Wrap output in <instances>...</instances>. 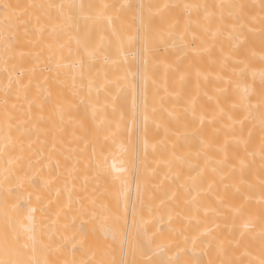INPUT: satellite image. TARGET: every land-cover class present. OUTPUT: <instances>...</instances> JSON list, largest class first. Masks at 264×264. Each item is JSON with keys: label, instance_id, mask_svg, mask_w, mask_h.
Wrapping results in <instances>:
<instances>
[{"label": "snow or ice", "instance_id": "obj_1", "mask_svg": "<svg viewBox=\"0 0 264 264\" xmlns=\"http://www.w3.org/2000/svg\"><path fill=\"white\" fill-rule=\"evenodd\" d=\"M253 7L240 0L183 4L153 0H119L118 3L32 0L11 4L0 0V61L9 76L0 99V161L3 162L0 264H264V207L258 218L259 230L255 233L254 219L250 215L244 218V205L233 209L236 218L242 221L239 238L232 233H221L219 224L214 228L205 226L195 233L173 228L172 207L168 209V227L165 228L164 218L157 216L154 205L153 188L159 187L151 179L154 171L149 172L142 162L139 169L133 164L131 173L125 168L123 174L113 175L106 167V145L101 143L109 138V133L113 138L126 134L129 144L143 139L147 158V137L153 125L167 132L164 114L176 118L167 107L168 97L173 95L167 86L168 74L179 75L183 83L185 74L181 65L188 63L191 67L189 53L198 57L210 51L218 38L225 37L232 51L224 55L221 49L220 67L222 71H231L235 78L236 92L231 107L236 111L225 113L221 109L220 113L232 121L233 126L239 124L241 134L248 129L247 139L241 137L239 143L246 155L253 158L259 155L260 158L257 171L245 157L234 156L238 167L233 165L232 168L239 173L240 184L244 186L243 189L237 186L236 191L244 200L251 199L258 191L264 206V68L256 72L241 55L247 33L253 32L257 23L264 37V0L258 5V16L252 14ZM133 47L137 50L135 70L129 58ZM160 52L165 56L171 52L176 59L172 62L166 58L162 60L158 56ZM261 60L264 61V55ZM28 64L32 66L26 67ZM101 64L103 69L99 70L97 66ZM161 65L165 70L163 93L157 79ZM37 72L44 85L50 79L43 75L46 72L55 73L52 79L56 83L70 84L73 100L66 99L62 91L55 98L51 91L42 96L41 83L37 82L33 89ZM62 74L64 79H61ZM217 79L222 80L223 76L218 75ZM141 82L143 101L137 104L133 100L129 129L125 118L129 89H135ZM241 84L245 86L241 88ZM220 90L227 92V89ZM49 105L51 108L45 115ZM80 106L94 127L85 128L82 120L73 121L70 113H66V107ZM109 108L112 116L118 119H109ZM191 115L194 120L198 118L194 101ZM198 119L202 126L204 118ZM67 123L74 125L72 139L68 141L64 138ZM256 128L259 129V144L258 151H253L249 144L253 142ZM77 141L83 143V149ZM37 144L42 147H34ZM207 147L205 143L194 154L188 153V156L195 155L196 163H193L177 152L173 142L172 150L160 159L168 170L165 179L179 177L181 165L190 169L186 186L189 193L195 194L189 201L193 214L186 218L203 225H207V220H201L199 213L203 211L207 217L209 210L199 203L202 189L198 181L204 182L208 170ZM89 148L91 157L83 156ZM60 149L64 150L61 154L65 161L69 162L63 165L68 200L66 204L58 202L55 219L49 217L45 221L47 210L40 204L42 195L37 192L36 204H33V194L29 192L24 196L20 190L26 189V185L33 186L34 166L40 165L41 172L46 166L49 173L53 165L56 169L62 167L60 159L54 155ZM226 160L225 154V159L217 160L216 164L223 167ZM82 161L85 163L84 181L80 186L83 195L76 199L74 207L72 192L76 185H70L69 181L81 171L78 165ZM25 164L28 171H24ZM210 170L217 172L215 166ZM50 183V179L45 180V186ZM133 184L135 203L131 196ZM38 212L41 214L39 220ZM77 218H81L79 227L76 226ZM96 220L111 225L103 238L97 237L94 226L85 227L94 225ZM69 230L73 233L71 236ZM246 235L250 237L249 242L244 240ZM253 241L258 248L255 256L249 251ZM237 250H241V257L249 259L237 257ZM76 253L82 254L80 258ZM201 254H214L215 258L204 261Z\"/></svg>", "mask_w": 264, "mask_h": 264}, {"label": "bare ground", "instance_id": "obj_2", "mask_svg": "<svg viewBox=\"0 0 264 264\" xmlns=\"http://www.w3.org/2000/svg\"><path fill=\"white\" fill-rule=\"evenodd\" d=\"M3 2L17 4V3H30L32 0H3ZM40 2V0H36ZM87 2V0H85ZM96 3H118L119 0H94ZM157 3H176L183 4L186 2H200V3H219L221 0H153ZM227 3L230 0H223ZM245 4L253 5L251 9L252 14L258 16L260 9L258 7L260 0H240ZM97 39L99 37L97 36ZM230 42L227 41L225 37L218 38L214 44L211 45L210 51L201 53L200 56H191V67L188 63L181 65V70L185 74V80L183 83L179 81V75L175 73L168 74V89L169 92L173 93L172 96L168 97L167 107L176 117H169L167 113L164 114V122L167 126V132L163 127L157 129L153 125L152 133L147 137L148 147H147V158H145V144L143 139L135 140L134 143L129 144L127 140V135L117 136L115 138L111 137L109 133V138L107 140H102L101 143L106 145V150L104 156L106 158V167L112 172L113 175L123 174L122 169L127 168L129 173L132 171L133 164H136L137 168L143 166L147 167L149 172L154 171V175L151 176L153 184L159 185L157 188H153V192L156 195V200L154 202L155 210L157 216H162L164 218V227L167 228V216L168 209L172 207L174 209V216L172 220V227L180 229L181 231L187 230L189 233H195L201 228L207 226L214 228L217 224L220 225L219 231L225 235L232 233L239 238L240 224L242 221L236 218L233 209L240 207L241 204L244 205V211L246 213L245 219L250 215L256 224L254 233L259 230V216L262 210V204L260 203L259 193L253 194L251 199L244 200L240 193L236 191L237 186L243 189V185L240 184V176L238 172H234L232 166L238 167V160L234 159V156L238 154L241 157H245L251 167L254 170H259L260 168V158L257 155L255 158L250 155H246L242 144L239 143L241 137L247 139V128L245 132L241 134L240 125L236 124L233 126V122L228 120L226 116H221L220 110L223 109L225 113L235 112L231 107V102L235 99L236 84L234 83V76L231 71H222L220 67V61L223 59L221 54V49L224 50V55L230 54L232 49L230 48ZM75 46V41H73V47ZM136 48H132L129 52L130 63L135 70L136 66ZM66 55V54H65ZM241 55L248 60L253 70L259 72L264 68V61L261 60V56L264 55V37L261 35L260 26L257 23L255 25V30L251 33H247V39L245 41V47L241 50ZM160 59H167L172 62L176 59L175 55L171 52L165 56L163 52L158 53ZM231 64L232 62L229 61ZM43 64V61H42ZM32 65L28 64L26 67L30 68ZM50 66V65H49ZM3 62L0 61V99H2L3 88L7 84L9 79L8 73L3 70ZM99 70L103 69V65H98ZM67 71V70H66ZM164 68L161 65L159 70V76L157 77L158 82L161 83V92L163 93V79H164ZM44 76L50 77L47 85H44L41 74L37 72V79L33 81V89H35V84L37 82L41 83L42 90L41 95H47L48 91H51L53 98H55L61 91L66 99L72 101L73 97L71 94L70 84L60 85L52 79L54 77V72H46ZM223 76V79H217V76ZM15 73H13V77ZM64 75H61V79H64ZM251 78L249 77V80ZM245 85L241 84V88ZM258 87V81H257ZM143 83H139L135 89H129L128 105L126 112V120L128 121V127L131 129V116L133 113V100L137 104H142L143 101ZM227 89V92H223L220 89ZM178 94V95H176ZM195 102V108L197 117H203V125H200L199 119H193L191 115L192 102ZM51 105L46 107L45 115L48 114ZM187 110V111H186ZM66 113H70L71 119L73 121H83L85 128L94 127L90 118L85 116V110L83 106L79 108H67ZM109 119H118L119 117H113L111 109H108ZM238 114V113H237ZM68 117L66 116V120ZM74 125L71 123L66 124V135L65 140L68 141L72 139V131ZM80 131L77 130V135ZM175 134V135H173ZM133 135H135L133 133ZM185 136L187 139L185 140ZM161 141L165 143L162 144ZM176 143V150L178 153H182L187 159H190L193 163H196L195 155L188 156L189 152L193 154L199 149L204 147L206 143L207 154L209 157L208 170L205 173L204 182L198 181L202 191L199 197V203L202 208L209 210L208 216L204 217L203 211L199 213V218L201 220H207V225L198 224L196 220L187 219L193 214L191 204V196L195 193H189L187 184V176L190 169L187 165H181L179 168V177L169 176L167 168L160 163L162 155H166L167 152L172 150V143ZM203 142V143H202ZM51 143V137H49V144ZM80 144V148L83 149V143L77 141ZM259 144V129L254 130L253 142L249 144V148L253 151H258ZM34 147H42V145H35ZM60 148V145H57ZM155 148V151H153ZM63 149L60 152L54 154L60 159L62 167L56 169L53 165V170L49 173L48 167H44L43 172L40 171V165L34 166L32 171L34 172L33 186H27L26 189H21L20 191L24 196H27L29 192L32 195L33 204H36L35 194L39 192L43 199L40 202L47 211L44 215V220L47 221L49 217L55 219V211L57 203H67L68 191L64 187L65 181V170L63 165L69 163L65 161ZM225 154L227 155L226 165L220 166L216 164L217 160L225 159ZM27 155V151L25 153ZM43 155V153H42ZM83 156L91 157V149L83 152ZM254 160V162H253ZM201 164L203 162L201 161ZM215 166L217 172H211V167ZM75 174V179L69 181V184H75L76 190L72 192L74 198L73 206L75 207V201L79 196L83 195L80 192V186L84 181L83 169L85 168V163L82 161ZM3 162L0 161V175H2ZM27 165H24V171H28ZM137 178H139L140 173L137 171ZM245 178L248 179L247 173ZM51 180V183L45 186V180ZM211 184V188H209ZM59 192V196H57ZM2 193H0V198H2ZM132 202L135 203L136 200V189L135 185L132 186L131 191ZM163 201V204H161ZM41 214L37 213L38 220ZM63 222V217H61ZM71 223V221H69ZM81 224V218H77L76 226L79 227ZM96 228L97 237L103 238L105 230L111 225L110 223H104L101 220H96L94 225H85V227ZM253 233V234H254ZM73 233L69 230L68 235L71 236ZM129 237H131V220H129ZM245 242H249L250 237L246 235L244 237ZM199 251V250H198ZM252 255L258 254V248L256 247V242H252V246L249 248ZM82 254L76 253V257L80 258ZM236 256L243 258L245 260L249 257H241V250L236 251ZM69 259L72 258L71 254L68 256ZM209 258L214 259V254L203 255L201 254V259L207 261Z\"/></svg>", "mask_w": 264, "mask_h": 264}]
</instances>
